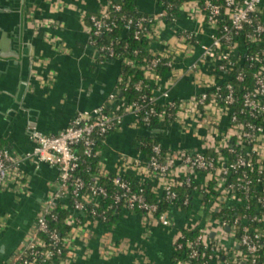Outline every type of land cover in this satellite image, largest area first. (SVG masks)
Listing matches in <instances>:
<instances>
[{"label": "built area", "instance_id": "built-area-1", "mask_svg": "<svg viewBox=\"0 0 264 264\" xmlns=\"http://www.w3.org/2000/svg\"><path fill=\"white\" fill-rule=\"evenodd\" d=\"M171 1L160 0L157 12L139 11L137 16L124 14L115 0L84 13L89 43L105 60L133 64L122 55L124 50L117 53L120 37L112 36L114 31L148 40L151 58L142 66L143 79L132 84L121 75L123 87L107 102L78 112L59 133L29 127L33 146L24 154L0 147V191H26L24 169L29 163L35 170L48 165L58 172L7 264H75L73 243L90 223L112 228L109 219L130 210L174 228L172 209L187 218L175 237L172 264H264L263 0H187L177 8L197 10L199 31L174 28L170 46L156 51L151 49L153 41L178 21ZM195 54L184 68L176 66ZM244 65L253 68L251 76ZM162 67L169 72L161 75ZM184 75H191L197 86L187 98L172 97L157 85L161 78L177 83ZM133 89L140 92L136 98L125 94ZM128 114L149 132L177 125L179 132L194 134L200 145L170 148L159 141L148 155L138 139L136 156L123 157L117 171H108L101 160L103 146ZM145 184L157 201L148 200ZM181 188L188 190L184 197ZM163 200L168 205L161 209ZM7 219L0 217V237ZM185 230L197 235L189 237ZM101 249L110 255L121 245L104 237Z\"/></svg>", "mask_w": 264, "mask_h": 264}, {"label": "crops", "instance_id": "crops-1", "mask_svg": "<svg viewBox=\"0 0 264 264\" xmlns=\"http://www.w3.org/2000/svg\"><path fill=\"white\" fill-rule=\"evenodd\" d=\"M133 1L141 12L155 13L159 9L160 0ZM105 3L106 0H0L4 7V14L0 17V39L5 32V48L19 53L18 57H4L9 63L0 65L4 68L0 70V89L15 93L26 62L31 63L24 100L7 126L0 145L5 141L3 147L24 154L33 146L29 127H36L45 134L59 133L78 112L98 106L91 101L94 87L101 82L106 84L104 80H110L121 63L113 92L119 90L123 63L115 59V64L110 66L108 60L98 55L89 43L83 17L84 13L98 11ZM17 6L21 8L18 12L14 10ZM178 11V21L162 31L153 41L151 49L159 51L169 47L175 39L174 28L176 32L199 31L197 10L182 5ZM261 11L264 18V0ZM202 38L207 41V34L203 33ZM197 56L188 57L176 66L184 68ZM16 61L18 64H14ZM157 85L166 87L172 97L181 98L191 96L197 89L191 75L182 76L177 83H172L169 77L161 78ZM155 93L160 94L158 91ZM4 95L0 92V97ZM134 120V116L128 114L123 127L105 142L101 160L108 171H117L123 157L136 156L135 143L141 137L155 136L170 148L190 149L200 145L194 134L179 132L177 125H160L149 132L136 125ZM24 170L28 182L26 191H0V217H8L4 233L24 207L36 205L39 209L58 177L57 170L48 165L35 170L29 163ZM171 215L176 225L174 228L159 225L145 215L130 210H123L112 228L90 223L73 243L76 247L75 264H172L175 237L187 218L185 212L177 209H172ZM104 237L111 239L115 245H121V249L106 254L101 249Z\"/></svg>", "mask_w": 264, "mask_h": 264}, {"label": "water", "instance_id": "water-1", "mask_svg": "<svg viewBox=\"0 0 264 264\" xmlns=\"http://www.w3.org/2000/svg\"><path fill=\"white\" fill-rule=\"evenodd\" d=\"M20 6L16 7L14 10L17 12L20 10ZM4 14V7L0 4V17ZM5 32L2 34L0 39V65L6 66L9 62L4 57H9L15 55L18 57L19 53L16 51L9 52L4 45L5 41ZM115 59H108L107 64L112 65L115 64ZM18 64L16 61L14 64ZM113 66V65H112ZM117 72H114L112 78L110 80L105 81L104 85L97 84L91 94V101L93 105H100L106 101V99L113 92L114 88L117 85L118 78L120 75V65ZM0 70H4V68L0 67ZM31 71V63L26 62L25 68L23 70L22 75H20L18 81V88L15 93H11L7 90H1L0 92H4L3 97H0V141L5 133L7 126L10 124V121L16 115L17 110L20 108L26 91L28 89V81L30 77ZM38 212V207L36 205H29L24 207L14 218L10 227L6 230L4 235L0 239V264H4L6 260L12 255V253L17 249L20 245L27 232L32 226V223L36 217Z\"/></svg>", "mask_w": 264, "mask_h": 264}, {"label": "trees", "instance_id": "trees-1", "mask_svg": "<svg viewBox=\"0 0 264 264\" xmlns=\"http://www.w3.org/2000/svg\"><path fill=\"white\" fill-rule=\"evenodd\" d=\"M118 3H121L123 5V13L128 15V16H137L139 14V8L136 5V3L133 0H115ZM187 1V0H172L171 2L176 6L173 10V14L175 16L179 15V11L177 6L181 4L182 2ZM112 34V33H111ZM112 36H118L120 37V42L116 46L117 53H122V55H125L133 60V64H126L123 63V69H122V75L125 78H130V82L133 84L135 82H138L143 79V71H142V66L147 65L150 61V52H149V42L148 40L143 37L139 40L133 39V33L129 32L127 34L122 33L121 30L114 31ZM104 39V38H103ZM125 46H128L125 49ZM138 51L137 53H135ZM103 60L105 58L101 57ZM244 71L247 72L248 76H251V73L253 71V68H249L248 65H244L243 67ZM161 75H165L169 72L168 68L162 67L159 70ZM237 72V70H235ZM250 79V78H249ZM236 83V82H235ZM243 84H239L237 87H241ZM120 86H122L120 84ZM123 87V86H122ZM125 92V91H124ZM140 92H137L136 90H130L128 92H125L130 98H136L139 95ZM146 146L142 148L143 152L146 154H150V146L152 144H155L159 142L158 138L155 136H146V137H141L140 138ZM6 142L4 141L0 147H3ZM87 175V174H86ZM89 175V174H88ZM144 191L145 195L148 198L149 201H157L156 196L154 192L150 189L149 184L144 185ZM188 192L186 188H181V196L184 197L185 194ZM176 204H181L180 201H175ZM168 203L165 202V200L160 202V208L164 209L167 207ZM117 216L113 215L109 221L108 224L111 226L116 222ZM64 230H68V228H63ZM185 234L189 237H195L197 235L196 231L193 230H185Z\"/></svg>", "mask_w": 264, "mask_h": 264}]
</instances>
